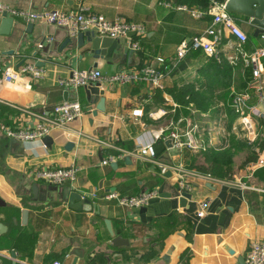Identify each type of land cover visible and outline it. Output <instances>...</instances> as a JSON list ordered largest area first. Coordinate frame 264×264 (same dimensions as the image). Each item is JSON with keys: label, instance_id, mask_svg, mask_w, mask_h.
<instances>
[{"label": "crops", "instance_id": "crops-1", "mask_svg": "<svg viewBox=\"0 0 264 264\" xmlns=\"http://www.w3.org/2000/svg\"><path fill=\"white\" fill-rule=\"evenodd\" d=\"M0 3L33 12H77L83 8L86 14L141 25L145 28L144 36L133 38L141 42L144 52L126 61L124 70L139 69L145 57L149 59V67L165 75L164 90L155 89L147 82L127 86L102 84L108 87L105 91L107 110L94 117L97 104L87 101L85 88L77 93L66 91L58 86V81L70 78L74 71L98 69L103 75H114L122 71V57L117 62L95 60L90 54L82 57L84 49H74L75 41L62 48L68 38L64 30L45 23L29 24L16 19L10 35L6 36L1 29L3 18L0 16V264H52L55 261L73 264L74 250L83 252L77 264H238L239 257L246 259L252 243L264 239V168L251 165L237 172L235 179H242L249 187L247 190L214 184L209 188V183L194 181L190 192L193 198L187 208H183L175 174L161 177L156 166L123 154V151L138 150L141 144L149 142L153 131L165 129L174 121L168 104L178 103L166 94V87L183 86L200 77V70L207 63L202 54L200 58L190 54L178 62L176 51L181 43L205 34L212 26L216 14L212 0H0ZM180 6L204 15L195 18L190 12L179 11ZM240 19V27L252 36L246 48L263 47L261 36L254 37L246 21ZM234 46L233 39L229 42L223 36L218 45L219 55L226 58L233 55ZM12 51L13 54H8ZM22 60H26L23 66L45 64L39 68L44 71L43 78L32 81L31 89L2 82V71L16 67ZM246 74L243 67L235 70L234 90L255 97L256 105L249 108L263 112V98L251 89V72ZM156 91L164 94L161 104L154 101ZM75 100L82 105L84 115L71 129L82 132V137L77 138L70 131L68 134L55 130L49 136L51 144L43 146L38 142H14L6 136V128L17 130L35 125L34 120L23 116L17 108L49 116L56 105ZM136 111L142 112V116L135 117ZM245 113L257 120L250 111L245 110ZM181 116L199 121L205 134L207 128L210 129L204 139H208L211 148L214 146L212 139L216 129L206 126L202 116L186 117L184 113ZM210 116L213 115L205 117ZM212 119L216 120L213 124L220 120L226 124L224 115L219 120ZM260 124L254 130L255 136L261 130ZM238 125H242L241 117L235 121L232 132ZM241 134L244 133H234L239 140L248 137H240ZM68 143L75 144L69 151ZM165 143L160 141L156 145L158 158L166 163H182L189 169L188 151L178 154ZM108 159L112 162L103 166V161ZM73 165L80 169L75 185L48 186L31 177L38 169ZM152 190H158L160 198L139 210H125L105 199L112 192L138 195ZM65 191L68 195L77 193L82 201L89 200L91 204H84L82 211L73 209L64 196ZM200 201H208L209 208L207 215L199 220L196 211ZM81 205L79 202L76 207ZM25 211L28 219L24 222ZM110 232L114 238L128 241L129 246L115 248ZM21 234L37 237L30 258L14 249ZM218 239L222 242L218 243ZM224 246L235 255L230 256L223 250ZM12 252H16L17 259L12 258ZM169 254L166 262L164 258Z\"/></svg>", "mask_w": 264, "mask_h": 264}, {"label": "built area", "instance_id": "built-area-1", "mask_svg": "<svg viewBox=\"0 0 264 264\" xmlns=\"http://www.w3.org/2000/svg\"><path fill=\"white\" fill-rule=\"evenodd\" d=\"M212 2L216 11L212 26L206 30L205 34L196 35L188 42H183L178 46L176 51L178 62L185 60L191 52H202L206 58L218 59V45L220 44L221 38L225 36L229 39V42L233 39L235 41L234 54L227 57L228 62L233 67H237L239 63H242L245 68L251 70L253 78L251 89L258 91L264 101V46L248 50L246 46L249 37L239 25L241 21L240 17L226 11V2L221 3L218 0H212ZM167 6L171 7L170 5ZM177 9L179 11L190 12L195 18H201L204 15L201 12L190 10L186 6H180ZM5 14L15 20L25 21L29 24L45 23L55 26L64 30L70 38H76L80 33L96 31L101 37H107L113 40H127L128 45L136 53L144 52L139 40L128 38V35L131 33H134L135 37L144 36L145 28L143 26L128 23L122 19L110 21L101 15L86 14L83 8L77 12H33L0 3V16L2 17ZM261 39L264 42V35L261 36ZM49 42H51L50 39L48 40ZM43 46L44 44L40 47L43 48ZM1 61L2 59L0 57V71L2 70ZM160 61L163 62V60ZM43 76V69H39L36 65H25L19 69L16 67H7L2 71V82L7 86H20L25 89H31L32 81L39 80ZM135 82H147L155 89L164 90L165 75L152 67L124 70L111 76L103 75L98 69L74 71L70 78L60 79L58 86L63 90L77 93L80 88H85L88 85L96 83L127 86ZM250 98V94H237L233 108L240 114L242 125H250V127L257 129L260 124L259 122H261L262 125H260L264 136V111L262 112L257 108L247 107V102L250 101ZM168 105L171 107V110L168 112L172 115H175L177 110L180 109L176 103L171 102ZM17 109H19L23 116L25 115L34 120L35 125L19 127L17 130L6 128L5 134L9 139L21 143L38 142L46 146L44 139L49 137L55 130H63L64 132H68V134L70 131L77 138L83 135L82 132L71 129L72 124L84 115V109L78 100L67 101L56 105L49 116L37 114L26 109ZM245 110L253 113L257 117V120L246 115ZM168 112H165V115ZM134 116L140 117L142 116V112L136 111ZM205 116L202 115L201 118ZM198 122L181 117L177 121H172L165 129L153 131L150 135L149 142L141 144L138 150L133 152L123 151V154L156 166L161 177H166L169 173L175 174L178 178V198H182L184 193H190L192 191L194 181L217 186H230L240 190L249 189L242 179L236 180V176L233 181L221 180L196 170H189L182 163H166L158 158L156 145L160 141H170L172 149L178 154H182L185 151L199 154L208 150L210 145L204 139L205 130ZM111 162L112 160L108 159L103 161L102 165L107 166ZM254 167L264 168V156H260L259 161L254 164ZM79 173L80 169L76 165L66 168L47 167L36 170L31 174V177L35 182L42 181L48 186L63 187L66 184L75 185L78 182ZM159 198L160 193L158 190L145 191L136 196H121L116 192H112L105 197L106 200L116 202L119 207L125 210L147 208ZM208 208V201L198 202L196 217L199 220L203 219L208 213ZM52 264L63 263L61 261H55ZM246 264H264V239L252 243L251 249L246 257Z\"/></svg>", "mask_w": 264, "mask_h": 264}, {"label": "trees", "instance_id": "trees-1", "mask_svg": "<svg viewBox=\"0 0 264 264\" xmlns=\"http://www.w3.org/2000/svg\"><path fill=\"white\" fill-rule=\"evenodd\" d=\"M224 2L225 1L221 3ZM207 3L208 1H206V4ZM208 4L211 5L210 2ZM248 37L249 40L252 39V36L249 34ZM190 54L195 55L194 58L203 56L207 63L203 69L200 70V77L196 78L194 81L184 84L183 86H177L175 84L166 87V94L170 95L181 107L179 113L173 115L174 121L184 117L181 116L183 113L186 117L194 114L198 115V117L212 114L216 116L215 118H219L224 115L226 116V129L228 133H231V136L228 138L229 145H227V148L210 147L205 152L199 154L186 153L187 165L190 170H196L217 179L233 181L237 172L256 164L261 154L264 152V137L259 136L254 142H251L246 136L243 140H239L232 134L233 125L240 117V114L233 108V103L236 95L241 94L234 90L233 74L235 70L240 67L246 70V75H248L251 70L245 68L242 63H239L237 67H233L230 65L227 58L221 54L218 59L206 58L202 52H191ZM146 67H149V59L143 57V62L139 66V69ZM250 75H252V73ZM250 99L247 106H255L256 98L251 97ZM154 101L157 104H161L164 101V94L162 91H156ZM191 105L193 108L189 109ZM198 119L200 120V118ZM241 155L243 161L241 165L237 167L236 157ZM136 195L137 194L128 196ZM121 196L126 195L121 194ZM36 241L37 237L34 235L21 234L15 242L14 249L23 257L30 258L33 256Z\"/></svg>", "mask_w": 264, "mask_h": 264}, {"label": "water", "instance_id": "water-1", "mask_svg": "<svg viewBox=\"0 0 264 264\" xmlns=\"http://www.w3.org/2000/svg\"><path fill=\"white\" fill-rule=\"evenodd\" d=\"M225 9L228 13L243 18L244 22L249 26L250 30L254 32V37H259L264 35V0H227L225 4ZM1 21V29L3 34L9 36L11 33V29L14 26L15 19L9 15H3ZM31 26H28V29ZM29 32V30H28ZM135 36L134 33L128 35V38H133ZM75 41L76 46L74 49L82 50V57L85 54H90L95 60H115L116 62L122 57V66L121 70L124 71L126 61H130L131 57L137 55V53L131 49V47L123 40H113L107 37H101L97 34L96 31H90L86 33H80L76 38L68 37L62 45V48L66 47L69 43ZM44 44V42H43ZM88 45V46H87ZM14 52H9L8 54H13ZM36 55V54H35ZM35 57V56H34ZM26 60H22L16 68L19 69L25 64ZM37 67H44L45 64L39 65L36 64ZM97 67V66H96ZM94 67V68H96ZM108 87L102 85L101 83L91 84L85 87L87 101L96 106V110L93 112V116L97 117L99 113H106V98H105V91ZM112 90V88L110 89ZM14 142H17L13 140ZM45 145L51 144V138L46 137L44 139ZM166 146L169 149H172V145L170 141H166ZM75 144L68 143L66 149L69 151L73 149ZM115 168L116 165H113ZM209 188H213L212 185H207ZM216 188V187H214ZM34 195H36V187L33 188ZM65 198L70 202L73 209H78L80 211L83 210L84 204L89 205L91 202L89 200H81V196L77 193H72L70 195L67 194L65 191L64 193ZM166 197V196H161ZM193 195L190 193H184L182 198L180 199L181 207L187 208L188 201H191ZM81 202L80 207H76L77 203ZM28 219V212H23V221H27ZM112 234V232H110ZM113 238L114 235L112 234ZM222 240L218 239V243H221ZM112 245L115 248H120L123 246H129V242L124 240L122 237H116L113 239ZM230 256H234L235 252L228 248L227 246L223 247ZM83 252L81 250H74L72 255L75 257L73 264H77L79 259L83 258ZM13 259H17L16 252L11 253ZM167 255L164 260L167 262L168 257ZM238 264H246L245 257L238 258Z\"/></svg>", "mask_w": 264, "mask_h": 264}, {"label": "rangeland", "instance_id": "rangeland-1", "mask_svg": "<svg viewBox=\"0 0 264 264\" xmlns=\"http://www.w3.org/2000/svg\"><path fill=\"white\" fill-rule=\"evenodd\" d=\"M213 117H216V116L214 115L212 117L210 116V118L209 117H205V118L202 119L204 124H208L206 126H211V128L213 127V128L216 129V132L214 133L215 136L212 135L214 137V139H212V141L214 143L213 147H215V148H227V145H229L228 144L229 143L228 138H230L231 133H228V131L226 129V124L224 123V121L220 120V121H217V123L213 124L212 122H216V120L212 119ZM217 119L219 120V118H217ZM203 122H202V124H203ZM238 126L239 127H237V126L235 127V129L236 128H238V129L236 131L232 132V134H234V133H244L243 135L241 134L240 137L248 136L249 140L251 142H254L255 139H257V137H259V136L264 137L263 133H262L263 132L262 129L259 130L258 134H256V136H255L254 135L255 127H250V125H244V124L243 125H238ZM249 127H250V129L247 130ZM241 129L243 131H241ZM244 131H246V132H244ZM209 132H210V129L207 128V133H209ZM252 135H253V137H252ZM242 161H243V158L241 156H237L236 157V163H237L236 165H237V167H239L241 165ZM235 176H237V173H236Z\"/></svg>", "mask_w": 264, "mask_h": 264}]
</instances>
